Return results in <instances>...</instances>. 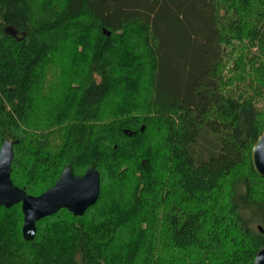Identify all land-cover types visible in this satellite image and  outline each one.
Wrapping results in <instances>:
<instances>
[{"label": "trees", "instance_id": "trees-1", "mask_svg": "<svg viewBox=\"0 0 264 264\" xmlns=\"http://www.w3.org/2000/svg\"><path fill=\"white\" fill-rule=\"evenodd\" d=\"M263 133L264 0H0L13 185L101 179L83 217L62 209L32 242L21 204L1 208L0 264H254Z\"/></svg>", "mask_w": 264, "mask_h": 264}, {"label": "water", "instance_id": "water-1", "mask_svg": "<svg viewBox=\"0 0 264 264\" xmlns=\"http://www.w3.org/2000/svg\"><path fill=\"white\" fill-rule=\"evenodd\" d=\"M144 131V128L141 132ZM129 135L125 132V135ZM132 136V135H129ZM14 144L5 142L0 151V209L21 204L24 225L22 235L25 242H32L37 235L36 224L58 212L67 210L74 217H83L93 207L101 194L100 174L92 169L83 177H75L67 168L55 186L39 197L27 195L11 181V165ZM252 165L255 172L264 178V133L253 147ZM257 253L254 264H264V247Z\"/></svg>", "mask_w": 264, "mask_h": 264}, {"label": "rangeland", "instance_id": "rangeland-1", "mask_svg": "<svg viewBox=\"0 0 264 264\" xmlns=\"http://www.w3.org/2000/svg\"><path fill=\"white\" fill-rule=\"evenodd\" d=\"M242 214H243V216H244V218H247L248 217V222L249 221H251V222H255L256 220H257V217H253V216H251V217H249L248 215H250L251 213H246V211H242ZM259 226H261V224H252L251 225V228H253V229H257Z\"/></svg>", "mask_w": 264, "mask_h": 264}]
</instances>
